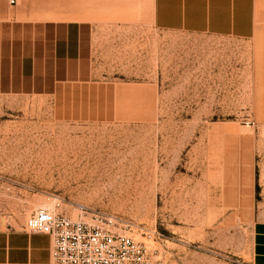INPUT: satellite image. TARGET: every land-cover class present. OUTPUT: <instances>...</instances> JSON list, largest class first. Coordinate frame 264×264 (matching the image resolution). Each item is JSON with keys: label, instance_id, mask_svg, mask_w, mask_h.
Instances as JSON below:
<instances>
[{"label": "rangeland", "instance_id": "obj_1", "mask_svg": "<svg viewBox=\"0 0 264 264\" xmlns=\"http://www.w3.org/2000/svg\"><path fill=\"white\" fill-rule=\"evenodd\" d=\"M93 37L95 82L52 97L0 94V219L25 225L48 208L113 216L136 240L154 230L163 264H251L264 117L204 115L226 104L206 78L227 48L138 19L103 21Z\"/></svg>", "mask_w": 264, "mask_h": 264}, {"label": "crops", "instance_id": "obj_2", "mask_svg": "<svg viewBox=\"0 0 264 264\" xmlns=\"http://www.w3.org/2000/svg\"><path fill=\"white\" fill-rule=\"evenodd\" d=\"M2 4L0 0V94L52 97L64 88L90 85L96 78L93 36L98 24L138 19L157 30L205 36L227 48L228 60L214 61L206 78L207 92L226 104L204 115L264 117V0H16L6 8ZM51 248L48 234L31 233L25 225L0 219V264H53ZM250 263L264 264V219L252 224Z\"/></svg>", "mask_w": 264, "mask_h": 264}, {"label": "built area", "instance_id": "obj_3", "mask_svg": "<svg viewBox=\"0 0 264 264\" xmlns=\"http://www.w3.org/2000/svg\"><path fill=\"white\" fill-rule=\"evenodd\" d=\"M15 1L8 0L9 4ZM59 204L57 201L55 206ZM77 209L81 214L86 210L82 205H77ZM132 227L124 225L127 232ZM25 229L50 236L53 264H163V251L149 243L154 230L141 228L146 241L136 240L121 229L113 216H95L89 222L54 210L37 209L28 216Z\"/></svg>", "mask_w": 264, "mask_h": 264}, {"label": "bare ground", "instance_id": "obj_4", "mask_svg": "<svg viewBox=\"0 0 264 264\" xmlns=\"http://www.w3.org/2000/svg\"><path fill=\"white\" fill-rule=\"evenodd\" d=\"M39 205H40L41 207H43V208H47V206H48V204L45 203V202H42V203H40ZM48 209H50V208H48ZM48 209H46V210H48ZM50 211H53V209L50 210ZM73 215H74V218H75V214H73Z\"/></svg>", "mask_w": 264, "mask_h": 264}]
</instances>
